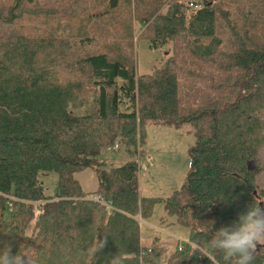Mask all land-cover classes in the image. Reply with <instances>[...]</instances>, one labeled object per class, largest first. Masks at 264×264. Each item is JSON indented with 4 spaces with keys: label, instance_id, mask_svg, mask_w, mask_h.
<instances>
[{
    "label": "trees",
    "instance_id": "1",
    "mask_svg": "<svg viewBox=\"0 0 264 264\" xmlns=\"http://www.w3.org/2000/svg\"><path fill=\"white\" fill-rule=\"evenodd\" d=\"M141 40L159 53L146 73ZM211 67L221 76L202 81ZM182 76L209 94L186 105ZM147 125L194 135L182 186L161 200L138 192L135 134L141 150ZM116 141L124 162L106 168ZM263 150L264 0L0 2V250L10 244L38 264H107L116 253L124 264H224L209 241L264 201ZM84 169L97 174L90 194L75 177ZM158 201L162 222L189 229L165 258L156 235L142 244L136 218ZM105 236L103 249L82 254ZM252 264H264V245Z\"/></svg>",
    "mask_w": 264,
    "mask_h": 264
},
{
    "label": "rangeland",
    "instance_id": "2",
    "mask_svg": "<svg viewBox=\"0 0 264 264\" xmlns=\"http://www.w3.org/2000/svg\"><path fill=\"white\" fill-rule=\"evenodd\" d=\"M10 1L0 0L4 3ZM193 4L197 6L195 3ZM137 55L138 70L140 73H146L155 61V57L159 56V53L150 51L145 41L141 40L138 44ZM206 69L207 67L203 66L200 71L203 72ZM205 73L208 75L202 81L208 82L211 78L216 80L221 76L216 67H211ZM200 82V80L193 81V78H188V76L180 78L181 95L186 105H189L187 104L188 101L196 104L202 97L209 94V89H203V86L199 85ZM189 129V125H184L181 128L168 125H147L145 128V144L140 150V130L137 128L135 134L137 154L134 155V159L138 166V192L140 197L159 198L161 200L169 197L174 190H178L182 186L189 168L188 148L194 143V135L189 132ZM122 152V146L117 149L112 146L105 150L102 158L108 163L106 168L121 165L124 162L122 156H120ZM261 155L264 159V150ZM75 177L82 189L88 194L96 189L98 179L93 170L84 169L76 172ZM256 177L258 184H264V177L262 178L259 172H256ZM58 179L59 176L55 172L43 177L48 194L55 193ZM163 214V203L158 201L154 204L149 216L145 218L137 216L136 218L139 222L142 244L151 245L156 235L162 257L165 258L176 245L187 242L189 229L175 222V217H170L162 222L161 217Z\"/></svg>",
    "mask_w": 264,
    "mask_h": 264
},
{
    "label": "clouds",
    "instance_id": "3",
    "mask_svg": "<svg viewBox=\"0 0 264 264\" xmlns=\"http://www.w3.org/2000/svg\"><path fill=\"white\" fill-rule=\"evenodd\" d=\"M249 204L246 211L237 214L230 225L221 226L209 241L211 248L222 253L224 264H252L257 253V245H264V208L261 203ZM107 237L99 239L83 250V255H95L106 245ZM189 246L200 251L198 241H189ZM0 264H38L31 254H12L11 245L5 244L0 250ZM107 264H124L123 257L116 253L108 258ZM218 264V262H217Z\"/></svg>",
    "mask_w": 264,
    "mask_h": 264
},
{
    "label": "built area",
    "instance_id": "4",
    "mask_svg": "<svg viewBox=\"0 0 264 264\" xmlns=\"http://www.w3.org/2000/svg\"><path fill=\"white\" fill-rule=\"evenodd\" d=\"M190 5L193 6L192 4H190ZM118 146H119V142L116 141V142L114 143V145H113V148H114V149H117ZM93 199L96 200V201H98V202H100V203H103V204L106 205L107 207H110V204H109L108 202H104V201H102V200H101V197H100L99 195H94V196H93Z\"/></svg>",
    "mask_w": 264,
    "mask_h": 264
}]
</instances>
